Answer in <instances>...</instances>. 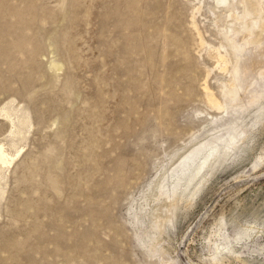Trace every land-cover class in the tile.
I'll list each match as a JSON object with an SVG mask.
<instances>
[{
	"label": "rangeland",
	"instance_id": "rangeland-1",
	"mask_svg": "<svg viewBox=\"0 0 264 264\" xmlns=\"http://www.w3.org/2000/svg\"><path fill=\"white\" fill-rule=\"evenodd\" d=\"M216 1L0 0V264H264V121L178 209L152 193L228 138Z\"/></svg>",
	"mask_w": 264,
	"mask_h": 264
},
{
	"label": "bare ground",
	"instance_id": "bare-ground-1",
	"mask_svg": "<svg viewBox=\"0 0 264 264\" xmlns=\"http://www.w3.org/2000/svg\"><path fill=\"white\" fill-rule=\"evenodd\" d=\"M216 4L224 7L229 20L221 33L224 37L222 48L225 54L216 50L217 54L213 58L217 61L220 70L230 74L231 79L226 89L222 91L224 103L219 101L215 94L210 93L208 87L205 90L207 102L219 112L224 111L227 117L225 120L221 118L214 121L213 119V123H216L215 128L227 127L230 131L227 139L219 137L208 147L191 153V156L170 175V185L166 183L167 179H163L159 186L157 184L158 187L153 189L152 193L158 188L161 196L173 199L169 203L171 211L178 209L179 202L189 194L190 187L191 189L194 187L192 199L195 198L214 170L232 158L241 143L247 139L251 129L253 130L264 121V105L262 104L263 106L259 107L255 113L250 129L237 124L244 112L264 102V0H243L244 11L240 15L233 12L232 3L229 0H217ZM2 114L13 123L14 119L12 120L9 112L4 110ZM13 128L11 136L24 135L15 123ZM3 144L0 143L1 176L13 164L15 158ZM11 144L13 146V143ZM200 169L205 170L200 173Z\"/></svg>",
	"mask_w": 264,
	"mask_h": 264
}]
</instances>
